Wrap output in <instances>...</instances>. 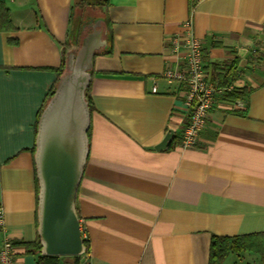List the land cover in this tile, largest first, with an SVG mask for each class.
Here are the masks:
<instances>
[{
	"label": "crops",
	"instance_id": "crops-1",
	"mask_svg": "<svg viewBox=\"0 0 264 264\" xmlns=\"http://www.w3.org/2000/svg\"><path fill=\"white\" fill-rule=\"evenodd\" d=\"M5 1L16 28L0 31V245L13 243L14 264H36L18 242L37 235L32 148L53 68L67 42L93 29L101 45L76 197L89 244L81 264H208L212 235L264 231V0H108L92 6L103 15L82 35L73 0ZM186 20L205 67L237 57L232 88L251 89L235 102L217 94L191 148L180 144L182 88L163 76L186 51L169 46ZM231 254L229 264H260Z\"/></svg>",
	"mask_w": 264,
	"mask_h": 264
},
{
	"label": "water",
	"instance_id": "water-1",
	"mask_svg": "<svg viewBox=\"0 0 264 264\" xmlns=\"http://www.w3.org/2000/svg\"><path fill=\"white\" fill-rule=\"evenodd\" d=\"M100 30L81 39L67 59L52 95L38 116L33 161L38 184L36 233L42 255H81L86 247L76 210L78 186L88 156L90 110L85 90L91 81L92 58ZM173 136L168 130L156 149Z\"/></svg>",
	"mask_w": 264,
	"mask_h": 264
},
{
	"label": "trees",
	"instance_id": "trees-1",
	"mask_svg": "<svg viewBox=\"0 0 264 264\" xmlns=\"http://www.w3.org/2000/svg\"><path fill=\"white\" fill-rule=\"evenodd\" d=\"M108 4V0H73L72 8L78 10L81 13V10L87 6H100ZM16 27L13 24L10 16V10L6 5L5 0H0V31L14 30ZM80 39L75 36L69 42L65 44L62 51L61 62L58 67L53 68L57 72V78L49 89L45 102L52 95L56 82L58 78L63 75L68 70L67 57L69 53H73L77 50ZM110 54L111 50H106L103 52H97L96 54ZM238 58L234 57L229 63L218 65L215 63L210 64V76L212 82L218 87H227L233 82V75L236 67ZM209 67V66H208ZM207 68V66H206ZM93 69L90 70L92 74ZM90 83L88 84L85 90V96L88 101L89 110L91 111V103L89 96ZM251 89L247 88H232L231 90L221 93V99L228 102H235L237 100L245 99ZM42 106V107H43ZM41 107V109H42ZM40 109V111H41ZM234 113L245 116L247 114V107L244 110H233ZM40 113V112H39ZM38 118V117H37ZM36 131V124H35ZM88 130V136H89ZM34 152V146L32 148ZM34 164V163H33ZM35 173V168H34ZM36 181V193L38 191V184L35 174ZM37 226V221H35ZM24 250L27 253L33 254L36 257V264H81V255H86L89 252V244L86 237H83V243L86 247V250L81 255H72V256H57V255H42L40 253V243L39 237L36 235L35 239L32 241H20ZM229 253H234L236 255H241L244 253L255 255L260 264H264V231L233 235V236H219L212 235L209 245V257L208 264H223L224 259Z\"/></svg>",
	"mask_w": 264,
	"mask_h": 264
},
{
	"label": "built area",
	"instance_id": "built-area-1",
	"mask_svg": "<svg viewBox=\"0 0 264 264\" xmlns=\"http://www.w3.org/2000/svg\"><path fill=\"white\" fill-rule=\"evenodd\" d=\"M186 31L172 36L169 46L173 53H178L181 43L185 45V53L175 65L167 66L163 76L178 83L183 91L181 109L187 117L181 130V147H195L199 131L204 127L209 117L210 109L215 105L217 94L231 90L232 85L218 87L211 80L210 69L205 67L202 42L192 34L191 21L184 22ZM152 87V91H155ZM3 225V213L0 207V228ZM82 230V229H81ZM13 243L5 239L0 245V262L14 264Z\"/></svg>",
	"mask_w": 264,
	"mask_h": 264
},
{
	"label": "rangeland",
	"instance_id": "rangeland-1",
	"mask_svg": "<svg viewBox=\"0 0 264 264\" xmlns=\"http://www.w3.org/2000/svg\"><path fill=\"white\" fill-rule=\"evenodd\" d=\"M95 15L97 18L96 17L92 18ZM102 15L103 13L101 12L99 8L98 9L96 8V10H94L92 6H87V8L82 9L81 15H80L81 20H79L78 22V27L81 26V30L79 31V33L82 35L83 33L87 32L92 27V25L95 23V20H98V17H102ZM76 16H77V13L75 11L74 18ZM231 261H232V254L229 253L227 257L224 259V263L229 264L231 263Z\"/></svg>",
	"mask_w": 264,
	"mask_h": 264
},
{
	"label": "bare ground",
	"instance_id": "bare-ground-1",
	"mask_svg": "<svg viewBox=\"0 0 264 264\" xmlns=\"http://www.w3.org/2000/svg\"><path fill=\"white\" fill-rule=\"evenodd\" d=\"M83 236V235H82Z\"/></svg>",
	"mask_w": 264,
	"mask_h": 264
}]
</instances>
